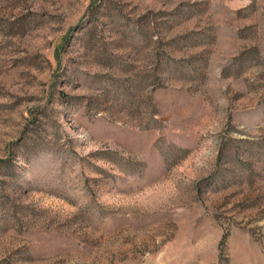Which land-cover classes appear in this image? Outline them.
Wrapping results in <instances>:
<instances>
[{"label": "rangeland", "instance_id": "obj_1", "mask_svg": "<svg viewBox=\"0 0 264 264\" xmlns=\"http://www.w3.org/2000/svg\"><path fill=\"white\" fill-rule=\"evenodd\" d=\"M0 264H264V0H0Z\"/></svg>", "mask_w": 264, "mask_h": 264}]
</instances>
